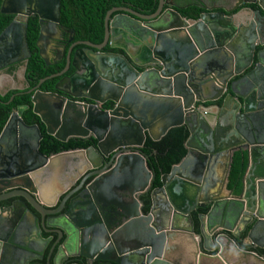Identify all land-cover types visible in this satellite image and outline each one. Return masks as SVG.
<instances>
[{"label": "water", "instance_id": "water-1", "mask_svg": "<svg viewBox=\"0 0 264 264\" xmlns=\"http://www.w3.org/2000/svg\"><path fill=\"white\" fill-rule=\"evenodd\" d=\"M228 2L218 12L203 2L193 4L202 10L195 19L184 16L175 0H158L148 15L112 8L104 17L102 42H80L87 51L82 73L73 65L75 71L59 89L64 96L40 90L45 78L28 91L32 112L47 134L60 142L95 143L50 157L36 148L28 155L25 149L26 155L17 157L26 147H3V142L14 124L28 129L21 118L27 106L9 115L0 132V153L6 155L0 154V184L17 179L21 185L0 201L21 196L40 213V221L39 229L22 235L21 242L13 240L14 232H0L1 260L10 252L36 253L33 244L39 239L53 240V264L77 256L112 264H264L263 255L235 240L246 231L244 240L256 245L252 234L264 232V6L260 0ZM255 2L258 7L251 5ZM0 11L39 17L35 45L46 63L47 26L53 25L46 23L59 20V0H3ZM25 33L26 25L17 20L0 33V69L25 56ZM120 33L124 38L130 33L137 43L122 46L121 53L104 51L117 46L112 39ZM227 50L241 59L232 61ZM213 54L223 56L221 69H229L221 80L207 62ZM74 62L69 51L65 71ZM2 79L14 81L9 74ZM108 100L111 109L99 108ZM180 126L188 131L186 153L157 178L143 151L145 140L157 142ZM32 127L40 137L39 128ZM235 152L247 158L238 194L227 189ZM218 166L221 180L214 177ZM83 170H92L87 177L95 179L76 195L67 194L63 219L55 216L61 208L46 218L45 206L55 205ZM222 188L227 197L219 195ZM204 208L196 227L193 213ZM240 221L243 229L237 232ZM42 232L50 237L44 239Z\"/></svg>", "mask_w": 264, "mask_h": 264}, {"label": "flooded vegetation", "instance_id": "flooded-vegetation-1", "mask_svg": "<svg viewBox=\"0 0 264 264\" xmlns=\"http://www.w3.org/2000/svg\"><path fill=\"white\" fill-rule=\"evenodd\" d=\"M240 1L241 0H234V4L239 3ZM260 2L264 6V3L262 2V0H260ZM157 5H158V0H157ZM251 5L253 7H258L257 6L258 2H255ZM115 7H128V8L135 10L141 14H144V15L149 14V13L148 14L144 13L141 10V8H139V7L135 8L134 3L127 2L125 0L122 1L121 5L113 6L110 9L115 8ZM192 8H193L192 6L180 7L179 11L181 12L182 9L186 10V9H192ZM156 9H157V7H156ZM259 9H261V8H259ZM262 12L264 13L263 10H262ZM114 15H115V13H113L112 16H114ZM29 18H31L33 21L37 22L38 33H39L40 23H39V17L36 14L28 13L26 15H19V16L14 15L13 20H17V22H20V23L26 25V29H27V22H28ZM49 23L53 24L52 27ZM48 24L50 26H47ZM46 26L49 30H51V32L48 35V47H47L48 49H47V55H46V58H47L46 63L47 64L42 59L41 60L44 62V64L47 67L56 68L57 71L49 74L47 77H44L45 80L41 83V85L39 86V89L45 81L49 80V83L47 84V88H51V89L48 90L47 92H54V93H57L59 95L64 96V94L61 93V91H59V89L66 84L67 77H69L72 74V72L75 71L73 65L76 66L78 64V67H77L78 75H81V73H82L80 70V63L84 64V59H85L87 51L85 50V45L81 44L80 42L86 41V42H91L93 44H100L101 42L95 43L94 41H92V38H93L92 36H95L92 33H91L92 35L91 34L89 35L90 36L89 39L88 38H86V39L77 38V35L75 32L76 30H74L73 28H71L69 26L61 24L60 17H59V20L57 22L47 21ZM112 44H114L115 46L117 45V46L113 47V48L106 46L104 48V51H112V52H117V53L123 52L122 46H125V45L119 43L118 41H113V40H112ZM22 47H24V54H22V55H25V56H23L20 60L12 62L11 64L4 66L0 69V72L3 71V72H5V74L12 75L13 78L15 79V83L19 82L18 84L21 83L22 86L21 87H10L9 86L2 91L0 90V94H5L6 92H8L10 90H15V89L19 90V93H22V94L28 93V91L30 89L34 88L39 83V81L41 79H44V78H40L37 81V83L35 84V86H33L32 88H28L29 84L25 80V76H24L27 58L29 57V51H27L28 50L27 43H26V45L24 44V46H22ZM69 51H70V61H72V59H75V62L73 64L69 63V67L65 71ZM75 53H77V55ZM207 62L209 63L208 65L210 67V70H212L213 68H212L211 60H209ZM10 67H14V70H12L11 73H9ZM23 68H24V71H23ZM148 68H149L148 66H145V69H148ZM20 79L22 80V82H20ZM18 88H20V89H18ZM12 98H13V96L10 98V100ZM74 101H78L80 103H84V102L85 103H91V101H89L87 99H78V100L74 99ZM113 105L114 104L108 100V101L100 104L99 108L104 109V110L105 109H111L113 107ZM18 107H22V106H18ZM17 108L14 111H16ZM23 112H22V116H23ZM22 116H21V118H22ZM66 118H67V116H66ZM34 125H36L39 128L40 137L38 136L36 129L34 127H32ZM4 126H3V128H4ZM27 126H28L27 127L28 129H26L25 131H24V129L20 128L19 125H17V124L16 125L14 124L13 126H11V128L7 131V137L3 142V147L8 143L10 144L11 148H13V147L21 148L22 146H25L26 148H23V150L21 152L19 150L18 155H15L17 157L25 156L26 154H23L26 152L25 149L28 150V152H29L28 155H30V154L32 155L33 148H36L40 153H42L43 155H46L48 157L52 156L53 154L58 153V152H56V153L52 152V153L48 154V153L41 152L40 147H41V145H43L42 141L44 139V135L41 132L40 126H38V124H35V123L34 124H27ZM44 132H45V129H44ZM45 134H47V133L45 132ZM47 135L50 137L51 142H53V140H56L53 136H51L49 134H47ZM73 139H80V138H73ZM70 140L71 139L67 140L66 142H68ZM82 140L90 141V144L85 148L75 147V148H70V149H62L59 152L74 150V149H86L95 143L92 139H82ZM56 141H58V140H56ZM66 142H62V143H66ZM20 143H22V144H20ZM50 144H47V145H50ZM29 149H31V151ZM156 153H157L156 150L151 151V154H156ZM0 154H1V156H6V155L2 154V152ZM148 159H149V157H148ZM148 159H147V161H148ZM30 163H32V161L28 162L27 164L29 165ZM148 165H149V163H148ZM91 171L92 170H83V172L80 173V176L75 181V183L73 185H71L70 187H68V189L57 198L55 205H53L51 207L45 206V211H44L45 215L44 216L46 218H49V216H50V218H52L53 214L56 212V210L61 208L59 210L58 215H55V216H61V219H63L64 216H66V210L67 209L61 207L62 201L65 199V197L67 196L68 193L73 192L72 195H76L80 191L86 189V187L96 177V176L87 177V175ZM85 177H87V178L83 181L82 186L79 188L81 180ZM20 185H21V181L17 180V179L9 181V182L4 183V184H0V190H1L0 196L5 195V194L12 192V191L20 190ZM75 190H77V191H75ZM89 192H90L89 190L86 192V195L88 197H89ZM47 193L45 194V196H46L45 199H46V201H48V203H50L52 201L51 194H50V196H47ZM84 194H85V192H83V195ZM122 198L125 200L127 197L125 195H122ZM141 198L143 200H145L144 197H141ZM64 204H65V207H67V199H66ZM0 207L3 210V212H0V232L1 233L5 232V234H7V235L12 234L14 232V239L13 240L15 242L23 241L24 238L22 237V235L27 236L29 234V231H32L34 233V231L39 229L40 213L38 211H36L35 209L31 208V206L25 201V199L23 197L13 196V197H9L7 199H2V201H0ZM148 208H149V206L145 202V206L143 207V211L145 213L148 212ZM259 231H256V234L259 233ZM260 232H262L263 236L262 235L261 236H262L263 241L261 243V241H256L253 239L256 242V245L251 243L252 246H254V247L259 248L258 244H261V245L264 244V232L262 230ZM41 236L44 239H47L48 237H50V234L42 232ZM244 239H245V237L242 240H244ZM248 241H250V240H248ZM52 244H53V240H50V241H47V240L41 241L39 239L35 240L33 247L35 248L34 250L37 251L36 253H29V252H25V251L24 252L18 251L17 253L10 252L8 254H5V256H4L5 261L0 259V264H53V257H54L55 253H54V251L52 253H50L51 248H52ZM215 252H216V250H215ZM57 263L58 264H94V263L112 264V263L106 262V261L105 262L87 261L86 259H84L80 256H77L74 258H67L65 260L61 259Z\"/></svg>", "mask_w": 264, "mask_h": 264}, {"label": "trees", "instance_id": "trees-1", "mask_svg": "<svg viewBox=\"0 0 264 264\" xmlns=\"http://www.w3.org/2000/svg\"><path fill=\"white\" fill-rule=\"evenodd\" d=\"M3 0H0V7ZM124 0H59V17L63 25L69 26L76 30L77 38H90L92 33V41L100 43L104 35V17L106 12L113 6L121 5ZM135 4V8H141L144 13H153L157 7V0H125ZM192 9H182L181 13L188 18H197L202 10L198 7L192 6ZM190 8V7H189ZM14 15L2 13L0 11V33L11 23ZM91 31V32H90ZM91 34V35H92ZM38 35V24L29 18L27 22V29L25 33L29 57L25 67V80L29 87L35 86L40 78L47 77L49 74L57 71L56 68L47 67L38 55L36 48V39ZM14 70L10 67L9 73ZM49 80L45 81L40 90L48 91L47 88ZM13 98L10 100V98ZM30 93H19V90H10L5 94H0V132L5 125L9 115L18 106H27L23 112V121L27 124H38L41 132L44 135L40 151L43 153H56L62 149L70 148H85L90 144V141L80 139H71L66 143L56 140L50 141V137L45 134L44 127L39 118L32 112ZM188 136V131L184 126L171 128L165 136L159 141L153 142L147 138L145 141L143 151L149 156L148 163L150 167L156 172L157 178L162 173H167L172 165L177 164L186 153L185 141ZM51 143V144H50ZM50 144V145H47ZM152 150H156V154H151ZM247 165V158L240 152H235L232 157L229 174L227 177V188L234 189L236 194L241 191V178L244 174ZM207 212V208L198 209L193 213L195 226L197 227V215ZM246 236V231L242 233L239 238H236L237 244L245 249L252 250L249 246H243L242 239ZM257 252L264 256V252L256 249ZM97 264V263H94Z\"/></svg>", "mask_w": 264, "mask_h": 264}, {"label": "crops", "instance_id": "crops-1", "mask_svg": "<svg viewBox=\"0 0 264 264\" xmlns=\"http://www.w3.org/2000/svg\"><path fill=\"white\" fill-rule=\"evenodd\" d=\"M175 2L177 3V5L179 7L192 6L193 4H199L200 2H203L208 7H214L215 6L216 8L213 9V10L217 11V12L218 11H222V9L220 7H222V6L228 7L230 5L228 0H175ZM262 2L264 3V0H262ZM112 40L113 41H118L119 43L125 45V47H129V48H133L132 46L137 43V39L131 37L130 33H127L125 38H124V35L122 33H120L118 36H114ZM227 51L229 52L228 56L232 57L231 58L232 61L235 60L236 57L240 58L239 53L236 55L235 51H233V52H231L230 50H227ZM236 51H239V50H236ZM210 60H211V64H212V68H213L212 70H213L214 74L215 75L219 74L220 77L218 78V80L219 79L221 80L222 79V75L229 72L228 68L226 70L221 69V65H224L223 64L224 61H222L223 60V56L221 54H213ZM241 62H242V60H241ZM232 63L233 62H231V64ZM242 63H244V62H242ZM237 78H238V76L235 77V79H237ZM223 176H224L223 175V169L221 167H219V166L216 167L215 168L214 177L219 179V180H221ZM217 187H218V185H217ZM216 190H217V188L215 190H212V192L216 191ZM228 194L229 193L226 191V189L222 188L219 195L222 196V197L223 196L227 197ZM242 229H243V225L241 224V221H240L235 230L238 232V231H241ZM261 235H262V232L259 231V233H257V234L255 232V233L252 234V238L254 240H256V241H261V243H262V241H263L262 236L263 235L262 236ZM245 242L247 243V246L250 245L249 247H251L253 251L257 252L256 249H259V250L264 252V248L263 247H259V248L258 247H254L251 244L252 242L248 241L247 239L245 240ZM184 247L186 249L181 248V250H184L185 253H187L188 249H187L186 246H184ZM178 249L180 250V248H178Z\"/></svg>", "mask_w": 264, "mask_h": 264}, {"label": "rangeland", "instance_id": "rangeland-1", "mask_svg": "<svg viewBox=\"0 0 264 264\" xmlns=\"http://www.w3.org/2000/svg\"><path fill=\"white\" fill-rule=\"evenodd\" d=\"M4 75H7V74H5V72H3V71H1L0 72V90L2 91V90H4L5 88H7V87H21L22 86V84L20 83V84H18V83H15V79L13 78V82H12V80H8V81H4L3 79L1 80V78H3L4 77ZM20 82H22V80L20 79ZM18 84V85H17Z\"/></svg>", "mask_w": 264, "mask_h": 264}]
</instances>
